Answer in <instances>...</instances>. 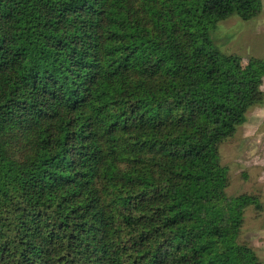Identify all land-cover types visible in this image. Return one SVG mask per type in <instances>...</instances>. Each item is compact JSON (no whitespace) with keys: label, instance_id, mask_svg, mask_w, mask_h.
Returning <instances> with one entry per match:
<instances>
[{"label":"trees","instance_id":"obj_1","mask_svg":"<svg viewBox=\"0 0 264 264\" xmlns=\"http://www.w3.org/2000/svg\"><path fill=\"white\" fill-rule=\"evenodd\" d=\"M262 0H0V264H261L260 195L220 146L264 59L220 52Z\"/></svg>","mask_w":264,"mask_h":264},{"label":"rangeland","instance_id":"obj_2","mask_svg":"<svg viewBox=\"0 0 264 264\" xmlns=\"http://www.w3.org/2000/svg\"><path fill=\"white\" fill-rule=\"evenodd\" d=\"M261 13L250 20L232 15L210 31L213 45L222 53L264 59V0ZM261 89L264 93V78ZM221 160L229 168V196L242 193L260 195L263 209L248 207L242 238L257 251L264 264V101L252 106L247 121L220 146Z\"/></svg>","mask_w":264,"mask_h":264}]
</instances>
